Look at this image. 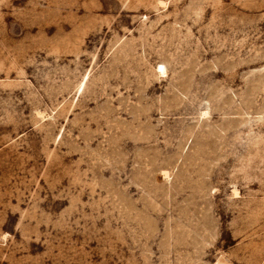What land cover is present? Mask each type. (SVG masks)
<instances>
[{"label": "rangeland", "instance_id": "1", "mask_svg": "<svg viewBox=\"0 0 264 264\" xmlns=\"http://www.w3.org/2000/svg\"><path fill=\"white\" fill-rule=\"evenodd\" d=\"M0 264H264V0H0Z\"/></svg>", "mask_w": 264, "mask_h": 264}, {"label": "bare ground", "instance_id": "2", "mask_svg": "<svg viewBox=\"0 0 264 264\" xmlns=\"http://www.w3.org/2000/svg\"><path fill=\"white\" fill-rule=\"evenodd\" d=\"M161 69H163V67L161 66Z\"/></svg>", "mask_w": 264, "mask_h": 264}]
</instances>
